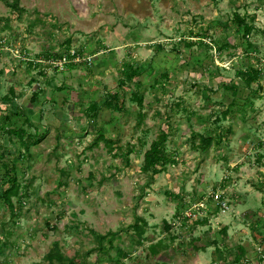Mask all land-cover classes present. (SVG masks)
<instances>
[{
  "label": "rangeland",
  "instance_id": "374dc122",
  "mask_svg": "<svg viewBox=\"0 0 264 264\" xmlns=\"http://www.w3.org/2000/svg\"><path fill=\"white\" fill-rule=\"evenodd\" d=\"M13 1L0 0V124L26 144L0 129V181L5 162L21 184L12 209L0 198V264H60L54 242L79 264H264V0ZM67 45L91 62L27 61ZM161 130L173 161L150 177ZM199 203L204 223L178 221Z\"/></svg>",
  "mask_w": 264,
  "mask_h": 264
},
{
  "label": "trees",
  "instance_id": "16d2710c",
  "mask_svg": "<svg viewBox=\"0 0 264 264\" xmlns=\"http://www.w3.org/2000/svg\"><path fill=\"white\" fill-rule=\"evenodd\" d=\"M17 0H14L13 3H11L10 5L14 8H16L17 5ZM237 21L239 23L243 22V18H240L238 15H236ZM253 31V26L252 24H247L244 23L243 24V33L244 35H248ZM70 47L67 45V47L64 49L63 52L58 53V54H48L45 55L46 58H57L59 56H61L64 52H66ZM30 65H33V62H29ZM36 65V64H34ZM39 65V64H37ZM72 66L74 65L73 63H69L67 64L65 67L68 66ZM258 70H251V72L248 73V75L244 78L245 83L248 85L251 81H257V77H258ZM139 72L138 70H131L128 74H127V78L128 79H132L134 76L138 75ZM121 84H123V81H121ZM108 99L105 100L104 104L107 105H112L113 101L115 102L114 105H112L114 108H117L116 105V100L118 97V93L115 92L113 94L108 95ZM132 100L135 101L137 103V105L139 107H141L142 105V97L140 95L137 94L136 91H134L132 93ZM11 102V100H10ZM9 102V103H10ZM5 109V108H4ZM99 106L96 104V102H92L89 104V106L87 107V109L85 110L86 113L88 112H92V115L95 116L96 112L98 111ZM0 110H3V108H1ZM14 110V111H11ZM11 112H13V114H18V109L17 107L11 109ZM1 113V112H0ZM2 116L4 117V119L6 121L9 120V116L6 115L5 112ZM10 113V112H9ZM227 113V111L225 112ZM5 123V122H4ZM0 129L2 130H6V132L11 133L17 137H19L21 139V143L22 145H25L26 142L23 140V127H18V128H14V127H8L6 128V126L1 125L0 124ZM42 137V136H41ZM167 137H168V133L165 132L164 130L159 131V133L157 134V136L155 137V139H153L149 145V147L144 151L143 153V161H142V165H141V171L148 174L150 177H153L154 175L164 171V169L166 168V165L168 163H170L171 161H173V158L171 155H169L166 151V141H167ZM27 138H29V142L31 144H36L39 141V137H35V136H30L28 135ZM98 140H104L106 142H111L110 140H108L107 138H105L104 134L99 132L98 136L95 138L94 143H97ZM211 144V137L210 136H201V141H200V148L204 151L206 150ZM0 149H2V146L0 145ZM26 149L28 150V143L26 145ZM132 149L129 148L127 149L126 153H125V157L127 158V155H129V153H131ZM4 150L0 151V157H2L4 155ZM2 166L4 167V179L2 181H0V198L2 199V201L7 204V206L12 209L13 208V202H12V197H18L19 193H20V188H21V184L18 180L17 174L15 172V168L14 166H10L9 164H6L5 162H3ZM219 210L216 209L215 212H218ZM206 217L203 218L202 220H195L196 223H204L206 221ZM138 220H141V218H138ZM143 223H145V221L143 220ZM135 225V224H133ZM166 228H171V224L168 223L166 224ZM142 230H140L141 232ZM151 250L153 253H155V249L153 247H151ZM241 252H244V250L241 248ZM46 259L49 261H57L60 264H79V261H77L76 258H70V259H66L65 256L59 251L58 248V244L57 242L53 243V247L52 250H50L47 255H46ZM244 263L247 262V260H241L239 258L235 259L233 264H238V263Z\"/></svg>",
  "mask_w": 264,
  "mask_h": 264
},
{
  "label": "built area",
  "instance_id": "2783aa9c",
  "mask_svg": "<svg viewBox=\"0 0 264 264\" xmlns=\"http://www.w3.org/2000/svg\"><path fill=\"white\" fill-rule=\"evenodd\" d=\"M27 61H31L34 64H39V66L42 65V70L46 71V68H54L56 71H60L63 70L65 68V66L69 63H78V62H85V63H90L91 62V56H81L79 55V53L73 49V48H69L66 52H64L61 56L57 57V58H38V59H27ZM214 200L216 201L217 207L216 209L220 210V211H224V209L226 208L225 203L223 202V196L220 193H215L213 196ZM203 207H205L203 204H197V206L191 208V210L189 212H182L181 216H177L178 221L181 220H190V219H194V220H202L203 218H205L204 216H200L198 214L199 210H202ZM205 209V208H204ZM215 209V210H216ZM171 225H176L174 222L171 223Z\"/></svg>",
  "mask_w": 264,
  "mask_h": 264
}]
</instances>
